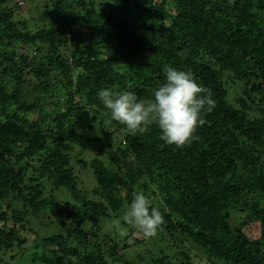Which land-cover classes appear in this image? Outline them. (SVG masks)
Segmentation results:
<instances>
[{"label":"trees","instance_id":"1","mask_svg":"<svg viewBox=\"0 0 264 264\" xmlns=\"http://www.w3.org/2000/svg\"><path fill=\"white\" fill-rule=\"evenodd\" d=\"M40 2L29 19L0 0V264L26 232L32 264H264V0ZM165 65L216 102L179 148L155 124L130 135L97 96L151 98ZM137 191L161 210L154 236L122 219Z\"/></svg>","mask_w":264,"mask_h":264},{"label":"clouds","instance_id":"2","mask_svg":"<svg viewBox=\"0 0 264 264\" xmlns=\"http://www.w3.org/2000/svg\"><path fill=\"white\" fill-rule=\"evenodd\" d=\"M164 77L148 99L109 88L100 89L97 96L111 119L123 124L130 135L143 134L155 124L160 139L179 148L196 139V129L204 124V115L214 110L216 102L211 90L199 84L190 71L165 65ZM122 219L147 237L156 235L164 223L160 208L142 191L133 194Z\"/></svg>","mask_w":264,"mask_h":264},{"label":"rangeland","instance_id":"3","mask_svg":"<svg viewBox=\"0 0 264 264\" xmlns=\"http://www.w3.org/2000/svg\"><path fill=\"white\" fill-rule=\"evenodd\" d=\"M23 1L25 2L24 4L26 5V9L19 11V15H21L23 18L24 17L25 18H29L30 15L27 13V8L28 7H36V6H38L37 2H40L42 0H23ZM18 2H19V0H18ZM41 3L42 2L39 3V5H40L39 8H41V5H42ZM38 15H39L38 12L35 13L31 19H34L33 21H36V23H38V26H39V25H41V22H40V18H38ZM30 28L34 29L32 23L30 24ZM92 124H94V123L91 120V117L86 116L83 120H81L78 128L81 129L84 133H88V134L92 133V134H94L96 128L95 129L93 128L91 130L87 129L89 127V125H92ZM93 153H94L93 149H89V148L88 149H77L76 151L75 150L72 151V154L74 156L76 154V157L84 158V159H87V160L92 158ZM86 175H88L89 178H88V180L84 181L86 183H82V187L85 190H87L86 187L90 188L91 186L92 187L94 186V181H93V178L90 175V173H87ZM111 224H112V222H111ZM259 230H260V228H259V225H258L257 222H252L245 228V231L250 236V238L258 237L259 234H260ZM25 237L27 238V242H26V244L23 247L25 249V251L17 255L16 259L13 260V264H32L31 261H30L29 254H30V251H31V249L33 247L34 235L31 234L30 232H26L25 233ZM168 250H169V252H173L175 249H174V247L169 246ZM198 254L202 258L203 257L205 258V255L200 250H198ZM196 261H197L198 264H202V262L199 261L198 259H196Z\"/></svg>","mask_w":264,"mask_h":264}]
</instances>
